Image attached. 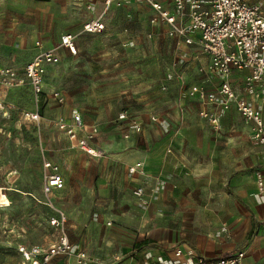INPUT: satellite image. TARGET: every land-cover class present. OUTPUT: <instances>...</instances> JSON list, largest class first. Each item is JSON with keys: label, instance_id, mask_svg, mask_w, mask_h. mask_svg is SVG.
Wrapping results in <instances>:
<instances>
[{"label": "crops", "instance_id": "crops-1", "mask_svg": "<svg viewBox=\"0 0 264 264\" xmlns=\"http://www.w3.org/2000/svg\"><path fill=\"white\" fill-rule=\"evenodd\" d=\"M75 1L82 4L76 11L69 10L71 15L68 19L70 21L73 16L71 22L78 20V29H66L60 33L58 43L51 45L43 39L58 34L64 28L65 18L62 12L60 19L55 18L54 27V21L48 19V7L55 6L58 12L57 7L60 6L63 11L65 0H29L28 6L32 7L29 12L39 19H32L28 23L32 37L37 39V53L41 49L59 45L64 33L77 35V52L81 47L80 34L110 33L107 15L112 9L120 7L113 5L105 11L103 0H70V4ZM130 1L131 5L123 7L130 9L132 6L133 14L147 12L151 20L154 10L148 4ZM160 1L173 9L171 0ZM8 2L20 1L0 0V6L7 7H0V48L5 44L10 45L6 43V38L12 37L17 24L15 14L8 11ZM88 4L92 5L91 9L87 7ZM262 11L264 13V5ZM100 15H103L106 25L103 32L82 31L86 21ZM167 29L164 22L150 24V31L154 35L159 31L167 33ZM120 35L126 36V33ZM174 43L175 52L183 50L189 60L181 72L184 74V83L178 78L167 81L166 76L173 73L171 71L162 73L155 79L160 81L159 85H168L161 103H156V107H152L149 112L126 109L131 117L142 124L140 132L128 124L121 126L119 122L116 125L109 121L106 128L97 122H88L83 112L70 102L68 92L47 84L52 65L47 66L45 90L50 92L59 89L66 98L65 103L60 104L48 93L45 94V102L50 109H54L55 119L61 115L71 119L72 111L79 110L85 123L100 127L99 144L106 154L100 158L77 148L81 155H85L79 161L88 173L83 179L88 188L87 202L84 199L80 201L78 186L68 196L65 169L49 157L59 164L64 177V187L55 190L51 198L67 213L68 233L75 247L72 255L56 256L53 264H75L79 251H85L95 264H161L182 261L187 257L195 260L198 256H228L240 250L245 251L241 264H264V184L260 186L258 183L259 172L264 176V144L252 140V146L240 141L242 133L235 126L234 119L244 121L249 135L251 123L234 107L223 117L221 133L213 131L199 116V110L205 103L181 91V85L190 87L199 84L216 89L219 80L200 70L206 66L209 57L197 44H178L175 39ZM58 53L59 62L64 57L76 54L64 46L59 48ZM245 73L236 70L232 74L233 85L243 94ZM26 86L32 91L28 84ZM6 93L7 89L0 86V95L10 101ZM262 96L263 93L257 92L248 95V98L255 106L262 108L264 115ZM152 113L162 115L169 126L153 122L150 118ZM124 132H129L130 137L125 138ZM256 147L260 149L256 151ZM136 161L144 162L145 174L129 172V166ZM138 186L146 189L141 198L133 193ZM11 204L10 200L8 206L0 209L10 208ZM108 221L111 223L108 224ZM8 229L9 235L3 244L7 246L5 251L10 252V263L26 264L17 251L18 244L46 246L55 237L50 225L44 226L45 236L38 242L30 239L29 223L16 225L11 219ZM177 248H182L183 253L178 254Z\"/></svg>", "mask_w": 264, "mask_h": 264}, {"label": "rangeland", "instance_id": "rangeland-1", "mask_svg": "<svg viewBox=\"0 0 264 264\" xmlns=\"http://www.w3.org/2000/svg\"><path fill=\"white\" fill-rule=\"evenodd\" d=\"M19 1L21 4L8 2V11L15 14L17 24L12 37L6 38V43L10 45L0 48V63L23 67L38 51L37 39L32 37L28 23L39 19L29 12L32 11V7L28 6L29 0ZM81 4L79 1L70 4V0H65L63 11L58 6V12L55 6L48 7V19L54 21V27L55 18L60 19L62 12L65 23L54 37L43 39L46 44L58 43L60 33L66 29H78V20L71 22L73 16L70 21L68 18L71 15L69 10L76 11ZM126 5H131V1L123 6ZM123 6L112 9L107 15L110 33L80 34L78 52L53 64L46 79L48 85L68 92L70 102L83 112L88 122H97L104 128L109 121L117 125L116 119L126 109L141 113L156 107L166 90L155 79L168 71L179 74L189 62L186 52H175L171 35L162 31L154 35L150 31L149 13L133 14L132 6L130 9ZM120 33H126V36ZM180 88L183 92L189 91L186 84ZM6 94L14 106L8 116L0 117V186L6 188L12 204L10 208L0 209V264H17L8 261L10 252L5 251L7 246L3 244L9 235L11 219L16 225L29 223L30 239L36 242L44 238V226L48 225L49 207L41 188L42 162L50 157L65 169L68 196L78 186L81 202L88 200L87 184L83 183L88 173L79 161L85 155L72 147L70 138L58 129L54 109L46 104L45 95H40L37 102L26 84L7 89ZM42 99L46 105L39 111L40 120L26 119L23 109L39 110ZM234 120L242 133L240 141L253 146L244 121L240 118ZM259 149L256 147V151Z\"/></svg>", "mask_w": 264, "mask_h": 264}, {"label": "built area", "instance_id": "built-area-1", "mask_svg": "<svg viewBox=\"0 0 264 264\" xmlns=\"http://www.w3.org/2000/svg\"><path fill=\"white\" fill-rule=\"evenodd\" d=\"M129 0H103L105 11L113 5L120 7ZM148 4L154 15L150 22H164L171 35L178 44H197L209 57L206 66L200 70L216 76L219 80L216 89H208L204 85L192 84L189 95L197 97L205 103L199 110V116L205 120L215 132L223 129L222 119L234 107L238 113L251 123L250 137L255 142L264 144V115L261 107L255 106L248 98L254 93H263L264 103V13L262 7L264 0L251 2L250 0H171L173 9L166 7L160 0H135ZM92 8L91 4L87 6ZM106 25L103 15L90 19L83 24L82 31L88 33H101ZM77 35L72 32L61 35L60 44L41 49L36 56L26 63L24 68L0 64V86L4 89H13L28 84L37 102L40 95L49 94L60 104L65 103V95L59 89L50 92L45 90L44 79L48 65L60 61L59 48L67 47L70 52H77ZM246 71L244 76V94L238 91L232 82L234 71ZM178 78L184 83V74L168 73L167 81ZM163 90L168 89L166 83L161 84ZM14 103L0 95V117L8 116ZM23 116L30 121H39L41 115L38 108L32 110L25 108ZM153 122L169 126L168 121L158 113H152ZM118 122L121 126L130 125L135 131L142 130V124L135 117H131L126 110L119 114ZM58 129L64 132L72 141V147L79 148L85 153L101 157L105 151L100 147V127L97 124H87L81 112L72 111L71 119L61 115L55 119ZM125 138L130 137L129 132H124ZM42 192L46 197L49 207L47 223L53 228L54 240L48 245H17L26 264H53L56 256H70L75 252V247L68 233V216L64 209L57 206L51 198L55 190L64 187V177L60 166L56 162L45 159L42 162ZM130 173L145 174L144 162L136 161L129 166ZM258 183L264 184V176L259 172ZM146 192L144 186H138L133 193L142 197ZM5 197V199H4ZM10 204L8 192L0 186V208ZM111 221H108L110 224ZM176 252L182 254V248ZM245 251L240 250L228 256H198L195 260L187 257L182 261H171L161 264H241ZM75 264H95V261L85 251L77 252Z\"/></svg>", "mask_w": 264, "mask_h": 264}, {"label": "trees", "instance_id": "trees-1", "mask_svg": "<svg viewBox=\"0 0 264 264\" xmlns=\"http://www.w3.org/2000/svg\"><path fill=\"white\" fill-rule=\"evenodd\" d=\"M39 108H40L39 111L42 110V108H44V101H43V99L41 100V103H40Z\"/></svg>", "mask_w": 264, "mask_h": 264}]
</instances>
